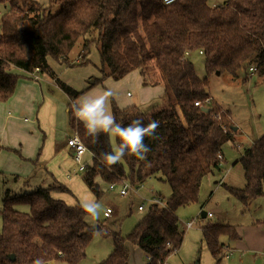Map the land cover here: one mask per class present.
Masks as SVG:
<instances>
[{
  "label": "trees",
  "instance_id": "obj_1",
  "mask_svg": "<svg viewBox=\"0 0 264 264\" xmlns=\"http://www.w3.org/2000/svg\"><path fill=\"white\" fill-rule=\"evenodd\" d=\"M0 3L5 5L0 17L1 101L11 97L23 77L16 70L32 73L36 68L55 78L71 100L78 98L85 90H75L57 78L47 60L50 56L69 66L77 65L69 62V55L80 38L85 39L83 51L87 56L92 43L99 52L101 76L93 85L109 77L122 79L135 70L142 74L148 62H155L165 86L167 102L163 107L151 112L135 106L121 108L111 96L112 116L121 126L135 119L145 125L150 120L158 122L155 136L145 137L144 143L151 149L145 160L126 155L116 165L106 166L101 154L113 150L110 132L89 135L72 102L69 125L92 153L83 179L98 198L101 191L97 179L138 185L157 176L171 186L168 197L161 198L163 204H151L126 236L110 231L104 223L90 226L86 221L89 211L84 206L53 197L54 190L70 191L63 184L39 186L19 194L8 189L0 209V264H48L52 260L78 264L97 231L111 236L114 246L99 264H130L127 241L148 256L147 264H163L184 239L177 210L198 201L203 179L219 168L222 146L232 138L230 111L221 109L210 96L207 77L197 74L185 52L203 50L207 74L238 77L242 69L255 67L252 74L264 75V0H226L221 4L211 0H177L171 4L162 0H49L45 6L37 0ZM87 35H93L92 39H86ZM87 56L79 65L90 62ZM143 77L145 85L158 82ZM207 99L210 101L205 103ZM196 101L209 111L195 105ZM114 134L119 146L120 137ZM239 162L244 187L223 186L246 205L250 199L264 196V135L244 150ZM20 205L28 209L20 210ZM201 228L214 264H218L223 257L220 236L238 238L236 227L208 220Z\"/></svg>",
  "mask_w": 264,
  "mask_h": 264
},
{
  "label": "rangeland",
  "instance_id": "obj_2",
  "mask_svg": "<svg viewBox=\"0 0 264 264\" xmlns=\"http://www.w3.org/2000/svg\"><path fill=\"white\" fill-rule=\"evenodd\" d=\"M42 5H47L49 0H37ZM226 0H211V3L221 4ZM55 9V8H54ZM5 10V5L0 3V17ZM97 32L94 33L96 36ZM86 39H92L93 35H87ZM85 39L80 38L70 52V63L81 64L86 61V52L83 51ZM82 48V49H81ZM90 62L88 64L73 66L66 76L79 78V85H84L88 80L100 77V56L95 43L90 45L89 52ZM189 57L192 59L197 74L203 78L207 77L208 93L215 99L223 110H229L232 120V135L235 136V143L226 141L222 146L223 161L220 168L215 169L213 173H209L203 179L199 199L189 205L182 206L177 210L180 219V228L185 231V237L178 252H172L165 264H204L205 258L210 257L209 248L202 237V225L210 220L212 222L225 221L229 212H233V203L241 205L240 201L231 195L222 185L221 179L231 186L242 188L245 185L244 170L239 161L244 148L251 146L252 143L264 135V75L257 73L251 74L246 69H242L238 77H234L229 73H209L207 74L204 67V56L198 51L190 52ZM75 61V62H73ZM143 70V71H142ZM141 70L142 74L150 81L160 79V71L152 60ZM248 70V71H247ZM38 72V71H34ZM34 72L30 73L33 74ZM248 72L247 74H245ZM134 72L133 76L127 80H116L118 85H126L118 89V94H123V98L132 101L138 97L139 89L136 85L137 81L143 80V75ZM247 76V77H246ZM133 77V78H132ZM244 77H246L244 79ZM123 79V78H122ZM115 80V79H114ZM130 80V81H129ZM129 81V82H128ZM78 82V81H77ZM131 96H134L133 98ZM115 98V96H114ZM116 100V98H115ZM135 107L142 108V111L151 110L149 107H143L135 104ZM80 110V109H79ZM77 116V114H76ZM234 126L237 129L234 130ZM112 148L118 147L114 132H110ZM84 160L88 164L92 162V155L87 151ZM70 171H73V168ZM84 172L81 171L75 178L74 190L65 192L67 202L71 204H81L88 211L86 221L90 226L97 227L104 223L105 227L110 231L120 232L122 236L128 235L140 219L146 214L149 206L152 204L154 197L162 199L168 197L171 193V186L160 180L157 176L148 178L145 182L133 185L128 181H122V184H115L113 189L110 183L97 179L101 196L98 198L96 194L86 185L83 179ZM9 178V177H8ZM0 180V209L2 206V196L7 188L12 189V193H22L19 186L9 185L12 179ZM6 181V182H5ZM124 184L131 185L127 194L122 195L120 190ZM164 202V201H163ZM250 208L255 209L256 203H262L264 207V198L257 197L251 199ZM240 203V204H239ZM145 205L144 209H139V205ZM204 204L205 211L215 212V216L210 219L201 217V206ZM97 205L99 207H97ZM107 207L112 209L109 217L104 215ZM20 210H27L26 205H20ZM261 208H258L259 212ZM194 221V227L187 228L186 223ZM2 227V219L0 215V230ZM130 250V264H147L146 254L137 245L132 242H126ZM113 239L111 236H104L97 231L93 239L87 246L86 256L78 264H99L113 250ZM58 264H70L65 260L58 261Z\"/></svg>",
  "mask_w": 264,
  "mask_h": 264
},
{
  "label": "crops",
  "instance_id": "obj_3",
  "mask_svg": "<svg viewBox=\"0 0 264 264\" xmlns=\"http://www.w3.org/2000/svg\"><path fill=\"white\" fill-rule=\"evenodd\" d=\"M70 58L73 57L69 55ZM87 59L90 60L89 56ZM47 61L57 78L75 90L84 89L85 91L72 101L56 83L55 78H52L48 73L38 71L30 74L16 70L23 73V77L18 80L11 97L6 101L0 100V180L12 179L9 181V185L19 186L22 189L21 192L59 183L67 186L71 191L75 189V178L81 171L78 170V165L73 157V150L67 145L68 137L73 134L69 125V103L72 102L77 106V112L81 108L85 109L82 115H86L91 124L97 126L103 124L106 116H112L111 96L113 98L115 96L116 100L115 98L114 100L121 108L135 106V104L151 108L145 112L161 108L167 102L165 86L160 82L161 73L160 79L155 80L158 81L156 83L145 85L143 80L139 79L138 85H136L139 89L138 97L127 101L123 98L122 93L118 94V89L126 86L115 83L118 80L109 77L104 79L101 84L93 85L95 79H91L86 84L79 85V78L66 76L73 66H79V64L69 66L50 56ZM134 72L139 71H132L120 80H127L131 74L133 76ZM98 101H102V103H97ZM82 121L84 122V120ZM234 127L236 128L233 129L236 130L237 126ZM235 136L237 135H232L229 141L234 142ZM248 147H245L244 150ZM220 155L221 165L223 153L221 152ZM85 162L88 163L87 160ZM74 165L73 171H70ZM213 172L214 170L211 173ZM224 183L226 182L222 178L220 185L222 186ZM8 189L12 191L10 188L6 190ZM65 192L54 190L52 196L66 201L68 198ZM233 204L237 210L230 211L225 221L221 222L234 225L239 237L231 240L227 235L220 236V242L223 244V257L218 264H264L263 202L256 203L254 210L250 208L251 199L246 205L243 203L241 205ZM200 208L202 218L210 219L215 216V212L204 210V204ZM258 208H261L259 212ZM207 213H212V217H207ZM179 250L180 248L175 252ZM204 262V264H214L215 259L210 254V257L207 256ZM48 264H58V261L52 260Z\"/></svg>",
  "mask_w": 264,
  "mask_h": 264
},
{
  "label": "clouds",
  "instance_id": "obj_4",
  "mask_svg": "<svg viewBox=\"0 0 264 264\" xmlns=\"http://www.w3.org/2000/svg\"><path fill=\"white\" fill-rule=\"evenodd\" d=\"M163 2L165 4H170L172 0H163ZM97 103H102V101H98ZM84 112L85 109L81 108L79 112H77V116L84 120L89 135L96 137L100 131H106L115 132L120 137L121 142L118 147L113 148L112 152L101 154V160L106 166L110 168L116 165L126 155L134 156L141 161L146 159L151 149L144 143V140L146 136H155L156 129L159 127L157 121L150 120L149 123L145 125L143 120L135 119L124 127L116 122L114 116L108 115L105 117L102 125L93 126L87 116L82 115ZM97 207L99 206L97 205Z\"/></svg>",
  "mask_w": 264,
  "mask_h": 264
},
{
  "label": "built area",
  "instance_id": "obj_5",
  "mask_svg": "<svg viewBox=\"0 0 264 264\" xmlns=\"http://www.w3.org/2000/svg\"><path fill=\"white\" fill-rule=\"evenodd\" d=\"M177 0H172V3L176 2ZM162 3L165 4L162 0ZM171 4V3H170ZM190 52L191 51H186L185 54L187 56L190 55ZM198 53L199 54H203V50H198ZM256 70L255 67H250V71L251 72H254ZM35 71H39V68H36ZM73 101V100H72ZM210 101V99H207L205 101V103H208ZM74 105V103H72ZM195 105L197 106H200L202 105V107H206L203 103H199V102H194ZM67 145L73 150V157L75 159V162L77 163L78 165V170L79 171H84L85 169V166L87 164V162H85L84 160V155L86 154L87 151H89L86 147V145L84 144V142L79 138V136L77 135V133H73L70 137H68L67 139ZM219 158H221V155L219 154ZM115 187V184L114 183H111L110 184V188L113 189ZM131 188V185L129 184H124L122 189L120 190V193L122 195H125L127 194L128 192V189ZM160 204L162 205L163 204V201L160 197H154V199H152V204ZM145 208V205L142 204V205H139V209H144ZM112 213V209L110 207H107L106 211L104 212V215L106 217H109ZM207 217H212V213H207L206 214ZM194 225V221H188L186 223V226L188 228L192 227Z\"/></svg>",
  "mask_w": 264,
  "mask_h": 264
},
{
  "label": "water",
  "instance_id": "obj_6",
  "mask_svg": "<svg viewBox=\"0 0 264 264\" xmlns=\"http://www.w3.org/2000/svg\"><path fill=\"white\" fill-rule=\"evenodd\" d=\"M218 73H219V72H218ZM202 110H204V111H209V107H203ZM234 128H236V127H234ZM203 215L205 216V213H203ZM11 258L14 259L15 256L12 255Z\"/></svg>",
  "mask_w": 264,
  "mask_h": 264
}]
</instances>
